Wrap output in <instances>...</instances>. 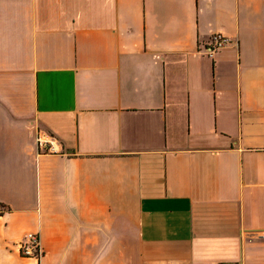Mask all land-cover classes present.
Masks as SVG:
<instances>
[{
    "label": "crops",
    "instance_id": "obj_1",
    "mask_svg": "<svg viewBox=\"0 0 264 264\" xmlns=\"http://www.w3.org/2000/svg\"><path fill=\"white\" fill-rule=\"evenodd\" d=\"M0 264H264V0H0Z\"/></svg>",
    "mask_w": 264,
    "mask_h": 264
},
{
    "label": "built area",
    "instance_id": "obj_2",
    "mask_svg": "<svg viewBox=\"0 0 264 264\" xmlns=\"http://www.w3.org/2000/svg\"><path fill=\"white\" fill-rule=\"evenodd\" d=\"M231 40L222 33H214L210 38V43L206 47L207 53L212 56L219 48L225 47ZM37 145L42 152L66 154L61 143L54 135H38ZM22 256L34 258L37 261L42 257L41 239L38 232L29 231L17 243Z\"/></svg>",
    "mask_w": 264,
    "mask_h": 264
}]
</instances>
